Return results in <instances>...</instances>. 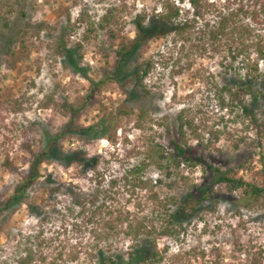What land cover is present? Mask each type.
<instances>
[{"label": "rangeland", "instance_id": "obj_1", "mask_svg": "<svg viewBox=\"0 0 264 264\" xmlns=\"http://www.w3.org/2000/svg\"><path fill=\"white\" fill-rule=\"evenodd\" d=\"M175 1L189 11L187 0ZM163 2L0 0V205L27 174L33 153L45 147V132L60 134L71 119L60 106L45 105L49 96L77 111L73 120L79 128L99 124L107 129L101 136L68 132L59 143L66 151L81 148L89 157L102 155L98 165L107 167L104 185L112 195L107 203L112 214L102 213L99 221L81 230L72 223L81 224L82 219L75 220L70 213L48 212L52 213L48 219L38 218L27 203L4 210L0 264H18V258L30 251L31 264H91L97 249L108 243L112 251L124 253L135 243L131 236L115 230L107 239L101 233L111 231L103 216L116 224L119 215L124 225L118 229L140 222L156 229L152 237L162 253L156 264H264V201L223 187L217 202L205 201L193 211L185 204L197 191L194 185L207 181L211 173L203 164L172 161L179 144L204 162L233 167L246 180L264 184V96L254 102L250 95L233 94L236 85L247 84L251 76H257L254 88L264 92V62H259L258 70L253 68L257 56L252 47L232 62L227 39L214 51L199 33L204 24L199 21L190 33L151 38L138 50L142 56L131 57L115 75L119 42L136 36L134 19L147 14L146 27L158 25L150 21V13L160 11ZM216 2L233 10L241 2L253 4L251 0ZM111 10L121 11L122 38L114 39L109 28L100 27ZM240 18L253 27V33L264 34L263 21L255 23L242 13ZM28 22L45 26L40 33L29 30L24 52L19 38ZM62 38L83 72L56 51ZM227 43H232L230 36ZM9 49L24 57L12 58ZM140 69L148 70L141 79L143 86L134 77ZM93 164L86 166L87 176L76 167L65 170L58 162H44L41 177L29 189V201L45 203L47 187L54 185L45 181L48 174L90 191L95 184L89 178ZM136 167H144L143 184L126 183L124 175ZM112 178L118 179L114 186ZM69 200L68 193L59 195L56 209L64 210ZM186 213L189 216L184 218ZM171 218L176 220L173 224Z\"/></svg>", "mask_w": 264, "mask_h": 264}, {"label": "trees", "instance_id": "obj_2", "mask_svg": "<svg viewBox=\"0 0 264 264\" xmlns=\"http://www.w3.org/2000/svg\"><path fill=\"white\" fill-rule=\"evenodd\" d=\"M189 4V11H185L181 5H178L175 0H164L161 10L153 9L150 13V21H155L158 23L153 24L152 27L147 28L146 26V15H138L134 22L136 24V36L134 39L128 40L126 37L121 39L119 42V49L117 50V63L115 75L124 70V63L128 62L131 57L142 56V53H139V49L142 46H145L151 38H160L164 33H178L183 35L184 33H190L194 28L197 22L203 21V28L199 33H203V37H206V40L210 44V48L214 51H218L224 44L222 42L226 40L225 46H228V54L232 58V62L235 61L246 48L252 47L254 53L257 56V60L253 64V68L258 70V64L260 61L264 62V34H255L253 33V27H250L249 24H246L244 19L240 18L241 13L250 16V20L255 23L260 21L264 22V0H251L253 4H244L241 2L235 10L227 8H220L217 5L216 0H187ZM119 12L121 11H109L107 12L102 19L100 24L101 28H109V34L112 38H122L118 26L120 24ZM209 15H213L214 18L211 20L208 18ZM263 18V19H261ZM45 24H31L30 22L26 23V27L22 29V37L19 38L21 42V48L26 52L28 47L26 45L25 36L28 34L29 30L32 29L36 33H40L42 27ZM74 29L73 27H69ZM68 30V29H67ZM66 33V29L64 30ZM255 35L256 38L253 37ZM228 36L232 38V43L228 44ZM235 39L239 40L241 44L240 47L234 45L236 42ZM252 37V38H251ZM249 39V40H248ZM251 41V43H246V41ZM16 44V43H15ZM204 46V44L202 45ZM56 51L62 56L67 58L72 64H74L76 69H80L83 72V68L80 67L78 61L74 59V53L71 48H68L65 40L62 38V41L57 45ZM10 52V53H9ZM13 58H23L24 55L19 51L8 50V54ZM247 58V57H246ZM148 70L140 69L135 73V79L140 80L141 85L143 83L141 79L143 75L147 74ZM257 76H251V79L247 84L236 85L237 90L233 94L237 96H242L241 94L250 95L254 102H258L260 96H264V92L258 89L256 90L253 86L256 81ZM225 89L228 86H224ZM231 90V89H230ZM2 92L0 88V98H2ZM45 105L51 106H60L61 112L65 116H69L70 121L67 124V127L63 129L62 133H57L56 135L50 134L48 131L45 132V147L33 153L31 160L29 161V167L27 174L21 177L19 184L15 187L14 193L6 200L2 206L0 205V214L4 210H11L22 203H27L28 210L31 214L38 218L48 219L52 213H70L74 216V219L81 218L82 223H72L76 227V230H81L83 226L89 228V225L95 221H99L102 213L112 212L108 209L107 203L108 200L112 198L111 191L107 189L104 185V176H105V167H100L98 164L99 160L102 159V155L96 154L92 157H89L84 150L81 148H76L66 151L59 140L62 136L66 135L68 132L75 133H84L91 134L93 136H101L107 134V129L103 125L94 124L88 127H78L73 116H77V111L72 109L68 103H59L55 100V97L49 96ZM243 110L249 113V108L245 106ZM195 129V127H194ZM108 138L114 139L111 135H107ZM176 152L174 153V158L172 161L176 165L181 164V159L191 166H196L203 164L207 166V169L210 171L211 175L207 178L202 184H196L194 187L197 189L193 197H191L185 206L190 205L193 211H197L199 207L205 204V201L214 200L218 201L217 195L219 191L225 187L228 192L234 193L239 190H243L248 197H253L255 200L264 201V184L258 185L246 180L244 177L238 175V171L233 167L222 168L220 166H215L209 162H204L199 156L190 155L187 149L179 144L175 145ZM58 162L65 170L76 167V169L88 176L86 166L89 162L94 161L92 168L90 169L91 180H95L94 187L90 191H83L78 185H75L72 182H62L58 180L53 175L45 176V181L47 183H54L47 187V197L44 198L43 204H38V199L29 201V189L38 181L41 177V166L44 162ZM108 163V162H106ZM144 167H136L132 172L126 173L124 175V180L126 183H137L143 184V178L141 172ZM134 176V180H132ZM111 186H114L118 183L117 178H112L110 180ZM70 196L68 204L64 207V210L56 209L58 196L67 194ZM40 199V198H39ZM49 209H46L48 208ZM48 210V211H47ZM50 212H52L50 215ZM180 214L176 212L175 215ZM65 216V215H63ZM121 215L117 218V223L112 221L109 218L103 216L104 224L107 229L111 231H101L106 235V238L109 239V235L115 231H123L127 236H131L132 240L135 242L130 245V249L126 252H117V250L112 251V245L100 246L97 249L96 255L93 257L91 264H156L161 262L162 253L157 247L155 239H153V234L156 232V229L151 226L148 227L145 223H127L125 228L118 229L119 224L124 225L121 220ZM189 215L186 213L184 218H187ZM74 220V222H75ZM102 220V219H101ZM180 221V219H178ZM176 220L171 218L169 222L173 224ZM120 222V223H119ZM115 224V225H114ZM118 224V225H117ZM92 228H90L91 230ZM106 229V230H107ZM93 230V229H92ZM34 258L33 251L27 252L26 255L18 258V264H31Z\"/></svg>", "mask_w": 264, "mask_h": 264}, {"label": "built area", "instance_id": "obj_3", "mask_svg": "<svg viewBox=\"0 0 264 264\" xmlns=\"http://www.w3.org/2000/svg\"><path fill=\"white\" fill-rule=\"evenodd\" d=\"M155 181H157V180L155 179Z\"/></svg>", "mask_w": 264, "mask_h": 264}]
</instances>
